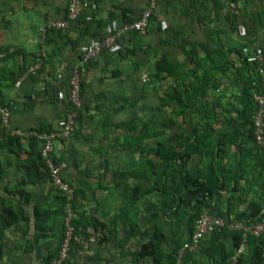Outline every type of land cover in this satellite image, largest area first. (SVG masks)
Masks as SVG:
<instances>
[{"label": "crops", "instance_id": "0c3cea01", "mask_svg": "<svg viewBox=\"0 0 264 264\" xmlns=\"http://www.w3.org/2000/svg\"><path fill=\"white\" fill-rule=\"evenodd\" d=\"M88 1L87 8L67 28L58 29L46 26L64 16L68 0H0V105L9 109L12 128H54L66 108L49 96L67 90L79 46L99 36L106 26L119 27L135 20L148 0ZM211 1L157 0L144 35L125 32L119 49H104L83 65V107L75 130L68 138L55 140L52 150L54 160L66 163L64 176L74 190L81 245L71 256L72 264H152L149 255L136 257L139 250H147L142 244L159 229L172 236L174 216L160 209L167 204L156 187L157 138L147 136L141 151L125 143L126 138L133 140L136 132L117 124L129 120L133 112L140 115L139 100L133 104L143 90L140 88L146 86L148 106H155L157 95L172 88L173 76L165 72L156 76L155 63L161 56L175 53V61L183 64L186 58L177 53L178 41L187 48L192 45L200 57L199 42L208 49L222 44L228 47V41L233 47L241 45L236 28L230 29L225 20L228 13L236 15V24L248 29V34L253 32L248 38L255 46H264V21L257 22L259 11L264 14V0L233 1L237 10L227 6L229 0H220V9ZM43 27L46 29L41 32ZM219 28L225 31L219 41L205 32ZM41 53L40 69L27 73ZM186 68H181L180 76L189 79L191 72H185ZM214 76L220 81V90L229 96L239 91L233 68ZM135 124L140 126L138 121ZM31 138L0 128V264H42L41 257L56 247L60 237L59 194L42 174V167L31 166ZM162 140L169 143L167 136ZM228 150L223 163L226 157L238 154L233 145ZM252 188L253 199L258 197L256 191H263L259 185ZM231 191V186L221 191L206 211L224 212ZM244 209L245 204L239 205L238 210ZM182 230L185 238L184 223ZM260 251L264 256V245ZM195 259L196 264H209L202 255Z\"/></svg>", "mask_w": 264, "mask_h": 264}, {"label": "trees", "instance_id": "16d2710c", "mask_svg": "<svg viewBox=\"0 0 264 264\" xmlns=\"http://www.w3.org/2000/svg\"><path fill=\"white\" fill-rule=\"evenodd\" d=\"M211 2L216 9L222 7L220 0ZM228 14L225 20L230 24V29L236 28L238 24L234 20L236 15ZM152 15L153 13L149 16L148 22ZM263 21L264 14L260 10L257 22L263 24ZM70 24L71 22L68 26ZM244 24L246 25L245 22ZM210 31L211 33L205 30L209 38L218 41L221 40V34L225 33L222 28ZM252 33L247 32L241 45L236 47L231 46L229 38H225L228 41L226 42L228 47H224L221 43L220 47L208 49L206 44L199 42V48L203 53L201 57L192 45L188 44L187 48L178 41V46L175 47L179 51L177 53H182L186 58L183 64L175 61V53L165 54L155 63L156 76L159 77L164 72L166 75L173 76L172 88L166 90L163 95H157L155 106L147 105L146 86L140 88L143 90L133 102L137 104L139 100L140 115L133 112L129 120L117 124L119 128L136 132L133 140L130 137L126 138L125 143L137 146L141 151L143 150L141 143L147 136L157 138L155 151L159 163L157 162L155 172L156 187L167 204L165 207L163 203L160 209L163 212L171 211L174 216L173 222L170 223L172 236L164 235L159 229L154 236L142 244L141 247L145 246L147 250H139L136 257L149 255L152 264H196L195 258L198 255L204 256L209 264H261L264 262V256L260 251L264 245V233L258 236L247 233L244 236L243 230L231 229L228 226L232 219L249 225L264 216V198L262 197L264 195V146L256 144L253 119L257 108L253 93H259L262 89L264 46L254 45L253 40L248 38L253 35ZM256 48L261 49V61L248 59ZM233 53L234 58L231 57ZM189 64L192 65L191 69ZM184 66L187 67L185 72H191L189 79L183 75L180 76L182 74L180 70ZM230 68L234 69V79L239 84V91L232 94L235 99L220 90V81L217 78L214 79L215 73H227ZM198 69H201L200 73L196 74ZM82 88L83 85L80 82L81 107L76 120L83 107ZM210 90L214 92H209ZM61 101L65 108L69 107L65 99ZM137 121L139 127L135 124ZM224 125H230V128L223 129ZM51 129L39 127L38 131L48 132ZM164 136H167L169 143L162 140ZM262 136L264 139V128ZM31 139L28 152L31 156V166L42 167V174L48 178L47 168L40 154L41 143L33 136ZM230 145L235 147L238 154H231L223 163L224 155L229 151ZM203 155H205L204 159ZM253 185L263 188L261 192L256 191L258 197L254 199L251 196ZM230 186L232 195L229 196L227 208L224 212L218 213L225 219L226 224L218 231L205 235L194 248L184 249L178 260L177 250L183 243L190 241L195 220L202 213L208 212L205 207H211L212 202L218 199L220 192L228 191ZM59 199L61 226L59 241L54 249L41 257L42 264H52L59 256L65 197L59 195ZM73 202L74 193L70 204L75 211ZM241 204H245L244 210H238ZM0 209L2 210V206ZM44 214L46 215L45 211ZM77 223L76 218H73L75 234H77ZM183 223L187 233L185 238L182 233ZM156 224L159 226L158 222ZM227 235V241L224 242L223 239ZM242 242L245 243L246 248L232 259V255ZM80 245V241L71 239L68 255L62 264H72L71 256ZM163 245L166 246V250Z\"/></svg>", "mask_w": 264, "mask_h": 264}, {"label": "built area", "instance_id": "2783aa9c", "mask_svg": "<svg viewBox=\"0 0 264 264\" xmlns=\"http://www.w3.org/2000/svg\"><path fill=\"white\" fill-rule=\"evenodd\" d=\"M157 0H148L147 5L141 10L138 17L128 23L119 27L106 26L99 36L88 38V40L79 46L77 63L72 65L71 72L68 78V88L64 92L57 90L49 97L53 101L65 99L68 108L65 109L63 115L57 120L56 126L48 132H39L34 129L24 130L20 128H12L8 121L9 109L0 105V128L5 131H9L11 134L24 138L27 136L35 137L41 143L40 154L44 164L47 168L48 179L52 187L57 191L59 195L65 197L64 204V217H63V235L60 244L59 256L52 262V264H62V261L67 257L69 250V244L71 239L78 241L77 234L74 233V225L72 224L73 218L76 214L71 207L70 201L73 198V187L64 176L63 170L66 163L64 161L55 162L52 158L53 142L57 139L68 138L75 130L76 117L81 107V101L79 97L80 87V75L83 65L89 60L94 58L102 50L116 51L120 48L119 39L125 32H137L140 35H144L149 20V16L155 7ZM89 4L88 0H68L64 16L61 19L52 20L47 23L46 27L65 29L68 24L72 22L77 15L80 14ZM229 7L232 10H237L235 3L230 2ZM43 27L41 32L45 31ZM236 32L240 38H245L247 32L245 28L238 24L236 26ZM44 58V53H41L39 57L27 68V73H35L41 67V61ZM249 60H262V52L260 48H256L254 52L249 55ZM43 85V89H44ZM253 100L256 103V112L254 114V138L258 146H264V139L262 136L264 121V75H262V89L259 93H253ZM226 224L225 219L212 212L202 213L196 220L193 228V232L189 242H185L177 250V258L181 256L182 252L186 248H194L197 242L205 235L211 234L214 231H218ZM228 226L231 229L243 230L244 236L249 233L254 236H258L264 233V216L249 225L242 224L239 220L232 219ZM246 248L244 242L235 251V256L243 252ZM234 256V255H233Z\"/></svg>", "mask_w": 264, "mask_h": 264}, {"label": "clouds", "instance_id": "9594fccd", "mask_svg": "<svg viewBox=\"0 0 264 264\" xmlns=\"http://www.w3.org/2000/svg\"><path fill=\"white\" fill-rule=\"evenodd\" d=\"M230 2H233V1H230V0H229L228 3H227V6H229V3H230ZM233 3H234V2H233ZM235 6H236V4H235ZM229 8H230V7H229ZM237 25H238V24H237ZM241 39L243 40V38H241Z\"/></svg>", "mask_w": 264, "mask_h": 264}, {"label": "rangeland", "instance_id": "374dc122", "mask_svg": "<svg viewBox=\"0 0 264 264\" xmlns=\"http://www.w3.org/2000/svg\"><path fill=\"white\" fill-rule=\"evenodd\" d=\"M237 26V25H236ZM236 34H237V32H236ZM238 35V34H237ZM148 98V97H147ZM148 100V99H147Z\"/></svg>", "mask_w": 264, "mask_h": 264}]
</instances>
